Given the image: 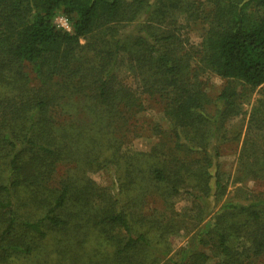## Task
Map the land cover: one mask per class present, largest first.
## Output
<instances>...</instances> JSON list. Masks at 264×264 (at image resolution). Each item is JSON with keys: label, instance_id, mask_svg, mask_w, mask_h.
<instances>
[{"label": "trees", "instance_id": "16d2710c", "mask_svg": "<svg viewBox=\"0 0 264 264\" xmlns=\"http://www.w3.org/2000/svg\"><path fill=\"white\" fill-rule=\"evenodd\" d=\"M180 19L206 24L199 44ZM256 89L231 178L227 123ZM143 96L168 123L147 152L128 139ZM257 131L264 0H0V264H264Z\"/></svg>", "mask_w": 264, "mask_h": 264}, {"label": "rangeland", "instance_id": "374dc122", "mask_svg": "<svg viewBox=\"0 0 264 264\" xmlns=\"http://www.w3.org/2000/svg\"><path fill=\"white\" fill-rule=\"evenodd\" d=\"M59 16V15H58ZM57 17V16H56ZM55 17V18H56ZM181 20V23H184V29L182 31V38L186 41L188 47L189 45H197L201 40V36L204 32L206 24L201 20L191 21V20ZM53 23L56 25L55 19ZM57 26V25H56ZM25 70L30 73V67H26ZM32 74V73H30ZM121 76H125L126 83L130 86H134V81L131 78H128V75L122 70ZM203 78L206 79L208 87L207 92L209 95L214 98L215 95L221 90V86L224 84V81L220 80L218 77L214 75H204ZM259 98V90L256 89L251 93V97L249 101L243 104L242 113L235 118H232L227 123V129L229 131V135H233L236 133H240L239 139L237 143L228 142L223 146L222 156L219 158V163L222 171L226 173L227 176L231 178L235 176L237 173V160L238 155L242 146V143L245 139L246 131L248 129L249 118H250V110L256 100ZM142 103L144 108L136 115L134 128L132 127V132L129 133L128 139L132 142L133 148L135 150L141 152H147L150 150V147L154 144L156 139L150 135L149 128L154 122H159L161 127L164 129L168 126V123L162 119V113L159 105L155 103L153 100H150L148 97H142ZM137 121V123H136ZM258 137L257 142L261 145V149L264 150V131H257ZM251 136V134L249 135ZM97 184L101 186H110L111 185V177L105 170L96 172L91 174L90 176ZM238 185H233L228 187V196H231L234 193V188ZM253 188H259L260 185L250 184ZM227 198V197H226ZM185 205V202H179L176 205V208H181ZM191 234L184 235L182 231L178 236L174 238L172 253L178 251L180 247H185L188 244V239ZM217 261L216 258H211L209 264H215Z\"/></svg>", "mask_w": 264, "mask_h": 264}, {"label": "built area", "instance_id": "2783aa9c", "mask_svg": "<svg viewBox=\"0 0 264 264\" xmlns=\"http://www.w3.org/2000/svg\"><path fill=\"white\" fill-rule=\"evenodd\" d=\"M55 21H56V25L58 28L66 31V32H70L71 31V26L68 22V20L62 16V15H59L55 18Z\"/></svg>", "mask_w": 264, "mask_h": 264}]
</instances>
